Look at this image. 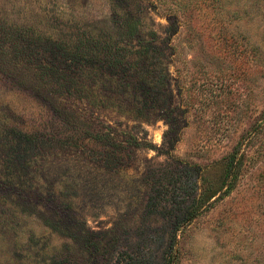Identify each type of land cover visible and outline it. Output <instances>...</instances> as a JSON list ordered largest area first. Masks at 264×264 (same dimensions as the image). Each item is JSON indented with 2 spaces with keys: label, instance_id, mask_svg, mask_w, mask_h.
<instances>
[{
  "label": "rangeland",
  "instance_id": "obj_1",
  "mask_svg": "<svg viewBox=\"0 0 264 264\" xmlns=\"http://www.w3.org/2000/svg\"><path fill=\"white\" fill-rule=\"evenodd\" d=\"M0 264H264V0H0Z\"/></svg>",
  "mask_w": 264,
  "mask_h": 264
},
{
  "label": "trees",
  "instance_id": "obj_2",
  "mask_svg": "<svg viewBox=\"0 0 264 264\" xmlns=\"http://www.w3.org/2000/svg\"><path fill=\"white\" fill-rule=\"evenodd\" d=\"M33 139L36 140V138H33ZM38 139H40V138L38 137ZM243 140H244V136H242L239 139L237 144L234 146L233 151L228 156H226L224 158V162H223L224 179L222 180V183H221L220 187L217 190V191H219V190H222V191H221V193L218 196H215L216 193H217L216 191L215 192L212 191L209 199L214 197L213 200H215L220 195L228 192L232 188V186L234 185L235 179H236V176H237L236 173L239 170L238 168L241 166V162L239 161V158H238L237 155H238V152L240 150V145H241ZM207 203L208 202L204 203L201 200L200 196L195 201H193L187 207V209H186V211H185V213L183 215L185 223L187 221L191 220L193 215H195L202 206L208 205ZM192 208H193V210H192Z\"/></svg>",
  "mask_w": 264,
  "mask_h": 264
}]
</instances>
